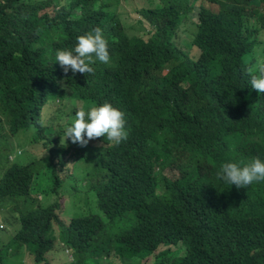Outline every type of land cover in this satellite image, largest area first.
<instances>
[{
  "label": "trees",
  "instance_id": "obj_1",
  "mask_svg": "<svg viewBox=\"0 0 264 264\" xmlns=\"http://www.w3.org/2000/svg\"><path fill=\"white\" fill-rule=\"evenodd\" d=\"M138 4L132 22V0H0V264H264V182L240 194L216 175L264 159L246 71L264 0ZM95 27L110 62L65 73L55 51ZM105 101L125 140L63 141L74 111Z\"/></svg>",
  "mask_w": 264,
  "mask_h": 264
},
{
  "label": "clouds",
  "instance_id": "obj_2",
  "mask_svg": "<svg viewBox=\"0 0 264 264\" xmlns=\"http://www.w3.org/2000/svg\"><path fill=\"white\" fill-rule=\"evenodd\" d=\"M55 62L67 73L69 70L85 74L94 71L92 62H110L108 44L100 27L76 37V43L71 48L57 49L54 53ZM251 73L249 84L257 93H264V57L258 59L247 70ZM63 141L84 146L89 139L103 137L114 144H119L127 138L124 113L108 102L79 108L71 116V123L63 133ZM217 179L235 186L240 194L247 192L250 185L264 182V159L253 156L248 159L227 160L221 164Z\"/></svg>",
  "mask_w": 264,
  "mask_h": 264
},
{
  "label": "rangeland",
  "instance_id": "obj_3",
  "mask_svg": "<svg viewBox=\"0 0 264 264\" xmlns=\"http://www.w3.org/2000/svg\"><path fill=\"white\" fill-rule=\"evenodd\" d=\"M145 0H132V2H134V5L132 7H128L126 9L127 13H126V19L132 22H135L136 19L139 18V15L137 14L136 10H134L136 7H139L138 3H144ZM90 143V141H88ZM91 144V143H90ZM31 156L25 154V156L23 158H21L22 162H29L31 160ZM105 185V183H103V186ZM48 187V184L43 183V182H37L36 185L34 186L32 193L35 195H38L40 197L43 196V193L45 192V189ZM84 205L83 203H80V206ZM177 249H179V247H176ZM61 257L56 258L55 261H60V264L64 262V260H59ZM69 259H71V252L68 255V257L66 258V261L68 262ZM144 264H146L145 261H143Z\"/></svg>",
  "mask_w": 264,
  "mask_h": 264
}]
</instances>
